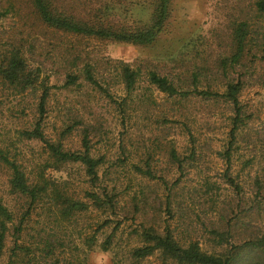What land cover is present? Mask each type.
I'll return each mask as SVG.
<instances>
[{
	"label": "rangeland",
	"instance_id": "rangeland-1",
	"mask_svg": "<svg viewBox=\"0 0 264 264\" xmlns=\"http://www.w3.org/2000/svg\"><path fill=\"white\" fill-rule=\"evenodd\" d=\"M127 1L122 0L124 3ZM252 1L171 0L164 32L153 44L144 46L92 38L77 40L58 33L42 32L29 15L24 16L22 25L15 22L12 26V20L20 18L9 14L0 21V27L17 38L20 36L18 31H21L25 45L30 41L33 43L32 50L42 61L45 73H51L50 83H61L64 63L59 62V42L69 41L77 45L81 56L86 57L87 61H99L97 67L100 72L108 70L102 63L105 59H121L139 63L142 69L147 67L159 73H170L185 85L188 82L185 76L196 73L198 87L208 85L220 90L226 78L221 74L218 62L229 55L232 23L243 19L249 23L252 21ZM20 8L22 15L26 14L23 3H20ZM128 14L146 21L149 8L135 6ZM255 18L258 29L263 31L264 16ZM255 49L251 47L242 58L241 65L225 70L227 78L239 77L243 82L238 100L246 118L235 132L228 170L241 187L238 195L233 194L222 179L226 165L218 153L226 148L230 110L220 100L202 101L191 97L180 104H172L142 82L139 91L146 94L151 92L157 106L143 108L139 99L132 103L129 118L122 121L113 105L102 97L89 95V102H86L84 91L53 90L47 108L45 131L48 134L54 137L53 127L58 128L66 118L64 105L69 106L71 115L93 121L90 136L92 151L104 157L98 171L100 182L117 193L121 213L117 219H123L115 236L120 246L118 256L127 241H135L129 232L139 223L154 227L167 223L179 237L197 239L203 249H209L210 240L204 228L212 224L233 223L234 240L264 230V61L257 56L252 57ZM14 103L4 101L0 104V131L3 133L33 116L31 100L25 99L19 106ZM20 108H23V114L16 113ZM158 109L165 112L168 119H176V122H163ZM181 121L190 127L195 139L194 155L190 160L186 158L190 144L182 131ZM63 145L69 149L79 147L77 132L68 134L63 139ZM170 146L179 157L185 158L181 170L168 158ZM16 147L26 170H31L38 161L39 143L25 141L17 143ZM146 159L153 178L136 173L132 168V164L145 168ZM50 174L64 179L68 190L80 196L85 182L78 165L69 164L65 169L51 171ZM7 175L6 169L0 165V200L16 213L21 209V201L8 193ZM255 177L263 183L260 191L263 198L258 197L262 205L258 209L252 206L248 210L252 203L251 183ZM206 186L209 188L206 189ZM133 203L138 208L135 214ZM102 217L99 212L89 210L76 216L70 223L56 225L50 216L36 210L23 231V242L35 250L38 245L43 246L44 240L52 241L53 255L59 257L60 264L68 261L71 264H111L113 251L88 250L83 241L91 234L95 235L96 241H100L110 231L113 223L96 233V225ZM34 252L38 255V250ZM40 253L43 254L42 251ZM49 257L44 259L43 264H51ZM142 264L160 262L151 256Z\"/></svg>",
	"mask_w": 264,
	"mask_h": 264
},
{
	"label": "trees",
	"instance_id": "trees-1",
	"mask_svg": "<svg viewBox=\"0 0 264 264\" xmlns=\"http://www.w3.org/2000/svg\"><path fill=\"white\" fill-rule=\"evenodd\" d=\"M20 3L27 10L24 15ZM170 3L171 0H129L126 3L122 0H0V21L10 14L20 18L12 20V26L15 22H21L22 25L24 16L29 15L42 32L58 33L77 40L92 38L144 46L153 44L164 32L170 15ZM135 6L149 8L146 21L128 14ZM251 10L254 17L250 23L245 19L232 23L229 55L218 62L221 74L226 78L220 90L208 85L198 87L196 73L185 76L188 80L185 85L170 73H159L147 67L142 69L139 63L121 59H105L102 63L108 68V73H104L105 69L100 72L97 67L100 62L87 61L86 57L81 56L77 45L69 41L59 42V62L64 63L61 83H50L51 73H45L42 61L32 50L33 43L30 41L25 45L26 40L21 36V31H18L20 36L17 38L0 27V104L8 101L19 106L22 101L29 99L34 105L31 118L9 131H0V165L8 172L7 191L21 201V209L14 213L0 200V264H43L49 255L51 264H60L59 257L53 255L52 241L44 240L42 247H35L38 255L23 242V231L36 210L46 213L56 225L70 223L76 216L89 210L102 214L96 225V233L113 223L110 231L100 241H96L93 234L84 237L83 241L88 250L97 248L103 252L113 251L111 264H142L151 256L157 258L160 264H264V230L234 240L231 229L233 223L229 222L204 228L206 236L210 238L209 249H203L197 239L179 237L167 223L157 227L139 223L129 232L135 241H127L118 256L120 246L115 236L123 219H117L121 217L117 193L113 189L108 190L100 182L98 171L104 157L92 151L90 136L93 121L71 115L69 106L64 105L63 114H66V118L58 128L53 127L55 136L45 131L47 108L53 90L84 91L86 102H89V95L102 97L109 105H113L122 121L129 118L132 103L139 99L143 108L157 106L151 92L146 94L139 91L142 82L150 90L161 93L172 104H180L191 97L202 101L220 100L230 110L226 148L218 153L226 165L222 179L227 188L238 195L241 187L228 170L235 132L246 118L238 100L243 82L239 77L227 78L225 70L241 65L242 58L252 46L256 48L252 57L257 56L264 61V30L258 29L255 18L264 16V0H253ZM157 112L161 114L163 122H176V119H168L161 109ZM16 113L23 114V108ZM181 126L190 144L186 157L190 160L194 155L195 139L186 123L181 121ZM72 131L77 132L79 137V147L75 149L63 145V139ZM25 141H36L40 145L38 161L28 171L16 147L17 143ZM168 158L176 168L181 170L184 166L185 158L179 157L172 146L168 150ZM69 164L81 168L85 185L80 196L68 190L64 179L50 174L51 171L65 169ZM144 165L145 168L132 164V168L136 173L153 178L147 159ZM262 187L261 180L255 177L251 183L253 194L248 210L252 206L258 209L262 205ZM132 208L135 214L137 205L133 203ZM65 264L71 263L68 261Z\"/></svg>",
	"mask_w": 264,
	"mask_h": 264
}]
</instances>
